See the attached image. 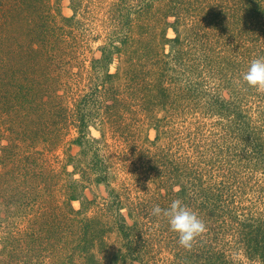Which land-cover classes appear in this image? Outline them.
<instances>
[{
	"label": "trees",
	"instance_id": "16d2710c",
	"mask_svg": "<svg viewBox=\"0 0 264 264\" xmlns=\"http://www.w3.org/2000/svg\"><path fill=\"white\" fill-rule=\"evenodd\" d=\"M46 1L49 0H22V5L17 7L15 3L19 0H0L5 6L0 9V40L5 37V41L0 42V95L4 93L9 97L10 109L16 113L11 117L25 121L23 137L34 135L33 144L44 140L43 147L53 150L63 133L75 130L78 136L69 146L81 148L80 156L93 160V168L90 166L85 175L80 170L76 172L81 164L77 160L75 174H81L84 179L93 173V182L105 185L108 190L102 207L103 219L91 218L86 214L96 205L95 200H83L81 207L75 209L72 202L82 199L81 180L69 178L66 181L68 203L63 219L66 227L62 230L68 231L67 223L71 222L74 227L71 236H74L65 238V246H59L63 247L61 259L50 264H158L157 254L161 255L162 251L167 254L166 264L172 262V257L176 259L174 264H233L241 253L250 264H264V210L260 214L253 213L242 197L255 177L261 176V180L255 182L259 187L264 182V90L249 88L239 79L253 58L264 55V0H189V6L187 0H176L170 3L171 12L166 8L161 10L163 29L171 28L176 32L168 42L177 46L178 52L189 36V67L193 69L189 70L186 93L190 96L197 88H204L202 99L208 100L207 112L211 116L216 114L218 123L209 125L202 113L196 122L189 123L193 130L192 126L186 128L185 134L169 133L165 138L158 135L152 142L146 140L132 146L131 141L128 142L129 146L123 148L128 151L125 152L128 159L122 164L120 178L103 164L105 151L96 146L102 139L89 138L87 129L91 121L83 112L93 101L100 103V107L105 104L109 97L106 93H111L108 88L101 95L96 87L80 99L68 100L69 87L56 81L61 80L58 75H44L36 84H30L32 81L22 85L14 83L20 74L24 78L25 66L38 58L40 46L47 37L46 18L40 12V2ZM154 1L159 0H144L141 8L152 10ZM188 10L189 25L184 23ZM22 11L26 12L25 17ZM169 17H174L173 23L168 22ZM25 23L28 28L24 27ZM182 23L183 28H189L187 36L177 32ZM138 27L146 28L145 24ZM142 35L151 36L149 30ZM226 40L227 44H223ZM141 41L127 35L119 44L129 47L137 44L134 51H138ZM121 46L101 48V57L92 58L91 69L106 73L102 84L109 82L113 87L114 80L120 79L125 89L132 88V96L143 95L140 101L144 99L149 106H156L162 90L155 61L148 64L149 70L145 71L142 57L146 56L134 58L128 50L123 67L117 73L108 72L112 57L120 55ZM200 65L207 76L206 82V76L194 70ZM44 79L53 83L41 84ZM116 92L111 99L119 102ZM199 94L198 91V97ZM113 117L108 113L99 120L100 138L106 129L114 131ZM56 125L58 132L54 130ZM163 139L168 142L159 145L165 143ZM66 157L74 159L69 153ZM66 169L67 166H63L65 174ZM116 171L119 175L120 170ZM120 179L123 187L116 189L114 184ZM150 185L154 186L153 190ZM175 199L196 211L209 227H229L225 232L232 240L226 244L219 242L217 232L214 241L217 245L197 240L191 250L176 248L173 242L178 241V236L170 230L167 219L150 214L154 205L167 208ZM47 233L50 239L52 234ZM111 233L116 237L115 246L107 240ZM0 235V259L10 256L15 260L13 254L19 253L24 264H32L31 256L9 244L13 237L1 234V230ZM33 235L35 237V230ZM22 261L5 259L0 260V264H22Z\"/></svg>",
	"mask_w": 264,
	"mask_h": 264
},
{
	"label": "rangeland",
	"instance_id": "374dc122",
	"mask_svg": "<svg viewBox=\"0 0 264 264\" xmlns=\"http://www.w3.org/2000/svg\"><path fill=\"white\" fill-rule=\"evenodd\" d=\"M20 1L22 0L15 3L17 7L22 5ZM175 1H154V8L149 11L141 8L144 0H49L45 3L40 2V12L46 18L44 19V29L48 30L47 37L43 39L38 58L30 61L28 67L25 66L24 78L20 74L14 81L15 84L21 85L31 81L30 84H36L44 78V75L46 77L58 75L61 80L56 79V81L69 87L68 100L75 97L80 99L96 87L99 88L100 93L98 95H101V92L108 88L111 93H106L109 97L105 104L100 107V103L93 101L92 105L86 106L83 112L87 120L91 121L87 129L89 138L92 140L102 139L96 146L105 151V163L103 164L112 170L113 175L116 173L117 178H120L122 174V164H125L128 159L125 155V152L128 153V151L123 149L129 146L128 142L131 141L130 145L132 146L133 143L140 144L147 142L146 140L152 142L158 135L165 138L169 133L174 134L173 136H177L179 132L185 134L186 128L192 126L189 123L196 122L197 116L200 118L202 113L209 125L218 123L216 114L211 116L207 112V98L202 99L205 89L197 88L190 96L184 89L189 85V70L193 69L189 67V36H187L186 31L189 28H183L184 23L189 25V10L187 20L182 23L183 26L178 27L177 31L187 36V39L180 46V52H178L177 46L168 42L176 36L175 30L163 29L162 20L164 18H161L160 15L164 8L170 11V3ZM186 2L189 6V0ZM2 8L5 6L3 2H0V9ZM22 13L25 17L26 12L22 11ZM125 15H127V19H123ZM144 17L147 18L144 19ZM21 19L25 18L21 17ZM174 20V17L168 18L169 23H173ZM140 24H145L146 28L140 29L138 27ZM24 27L28 28V23H25ZM146 30H149L151 36L142 35L147 32ZM127 35L139 42L142 40L141 48L138 51H134L137 44H130V47L128 44L124 46L119 44L125 40ZM4 38H1L0 42H4ZM227 42L226 40L223 44H227ZM115 46H119V48L121 46V50L120 55L112 57V62L107 68L110 74L117 73L119 68L123 67L126 56H128V50H130V56L134 58L146 56L142 57L145 71L149 70L148 64L151 65L154 61L156 62L157 78L160 90H162V96L158 97L159 101H157L160 103L156 106H149L144 99L140 101L143 95L140 97L138 95L132 96V88L125 89L124 83L120 79L114 80L113 87L109 82L102 84V77L106 73L104 71L98 73L91 69L92 58L101 57V48L112 49ZM26 51L27 46L24 53ZM146 52L153 55L149 56ZM170 59L174 61L171 62ZM194 70L202 72L206 76L205 71L202 70V65L194 67ZM105 72H107L106 68ZM1 78H3L2 74ZM51 78L53 79L55 76H51ZM206 78L207 76L204 82H206ZM52 83L46 79L41 82V84ZM2 86H5L4 83ZM118 88L120 91H112ZM198 91L200 92L199 97L197 96ZM114 92H116L115 98L116 100L118 98L119 102L111 99ZM0 99L1 234L5 233L13 237L9 244L17 250L24 251L23 254L31 256L32 264H39L40 261L43 264H50L53 260L61 259L60 250L63 247L59 246H65L63 244L65 238L74 236H71L74 230L71 222L67 223L68 231L62 230L66 227L63 219L68 203L66 181L69 178L81 180L82 187L80 189L82 191H79V194L82 199L72 202L75 209L81 207L83 200H95L96 205L86 214L87 217L91 218L103 219L104 210L102 207L107 198L108 190L105 185L98 186L93 182V173L84 179H81V174H75L77 160H80L81 164L76 172L80 170L85 175L90 166L93 168V160L89 157L86 159L80 156L81 148L71 147L68 144L78 136L75 130L63 133L57 147L53 150H47L43 147L44 140L33 144L34 135L28 134L27 138L26 136L23 137L25 131L22 124L25 121L21 118L11 117L15 116L16 113L11 111L10 108L12 107L6 94H1ZM106 104L107 107L104 108ZM98 108L101 109L98 110ZM108 113L114 116V125L111 126L114 127V131L106 129L103 132V137L100 138L102 131L99 127V120L108 116ZM191 128L193 130V126ZM54 130L58 132V125L54 126ZM61 134L62 132H60V136ZM163 140L165 141V139ZM167 142L159 145H165ZM68 147L69 150H67ZM117 148L118 151L115 152ZM67 153L74 156V159L68 160ZM65 165L67 166L66 174L63 171ZM117 169L120 170L119 175H117ZM260 180L261 176L255 177L242 194L246 207L257 214L264 210V190H261L264 187V182L260 187L259 184L255 183ZM123 184L122 179H120L118 183L114 184V187L118 189V187H123ZM150 188L153 190L154 186L150 185ZM262 214L264 216V212ZM217 227V225L212 227L207 225V231L198 240H207L212 245H217L214 242L217 232H219L217 236L219 242L226 244L229 239L232 240L225 232L229 227H221L220 229ZM34 230L36 232L35 237L33 235ZM46 231L51 232L50 239L48 233L45 234ZM115 238L112 233L107 235L108 242L113 243L114 246ZM173 244L176 245V248L179 247L178 241L173 242ZM1 248L0 246V250ZM230 251L231 249L228 250V254ZM164 252L162 251L161 255L157 254L158 264H166L167 254L165 255ZM242 254H239L238 259L233 264L251 263ZM13 255L16 257L15 260L10 256H5L0 260L2 262L5 259L8 262L9 260L16 262L23 260L19 253ZM171 259L173 260L170 264H174L176 259L174 257ZM22 264H24L23 261Z\"/></svg>",
	"mask_w": 264,
	"mask_h": 264
},
{
	"label": "clouds",
	"instance_id": "9594fccd",
	"mask_svg": "<svg viewBox=\"0 0 264 264\" xmlns=\"http://www.w3.org/2000/svg\"><path fill=\"white\" fill-rule=\"evenodd\" d=\"M239 79L249 88L264 90V55L253 58ZM150 214L166 218L170 230L178 236L179 246L186 250H191L207 231L205 221L180 199L173 200L167 208L154 205Z\"/></svg>",
	"mask_w": 264,
	"mask_h": 264
}]
</instances>
